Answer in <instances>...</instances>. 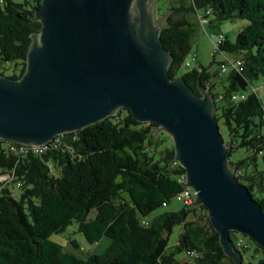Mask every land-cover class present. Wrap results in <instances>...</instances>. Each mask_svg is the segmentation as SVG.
<instances>
[{
  "label": "trees",
  "instance_id": "1",
  "mask_svg": "<svg viewBox=\"0 0 264 264\" xmlns=\"http://www.w3.org/2000/svg\"><path fill=\"white\" fill-rule=\"evenodd\" d=\"M40 6L41 0H0V77L19 81L25 74L32 36L41 31ZM190 14L213 29L234 19L247 25L234 42L217 35L209 67L217 53L234 59L224 56L216 72L199 67L178 77L181 67L190 68ZM158 16L165 17L159 38L171 56L169 77L210 93L226 131L229 167L264 211V107L252 85L264 80V0H178ZM0 176L7 178L4 187L0 182V264H237L224 253L204 207L163 211L185 189V170L168 134L126 109L39 147L0 139ZM72 224L89 244L107 238L105 252L83 259L50 239ZM175 227L180 233L170 248ZM241 237L245 248L234 246L240 264H264V249Z\"/></svg>",
  "mask_w": 264,
  "mask_h": 264
},
{
  "label": "water",
  "instance_id": "2",
  "mask_svg": "<svg viewBox=\"0 0 264 264\" xmlns=\"http://www.w3.org/2000/svg\"><path fill=\"white\" fill-rule=\"evenodd\" d=\"M156 0H41L27 68L0 77V139L43 146L128 110L171 138L193 207H204L227 257L230 233L264 249V211L229 167L230 147L210 93L171 79V56L155 20Z\"/></svg>",
  "mask_w": 264,
  "mask_h": 264
},
{
  "label": "rangeland",
  "instance_id": "3",
  "mask_svg": "<svg viewBox=\"0 0 264 264\" xmlns=\"http://www.w3.org/2000/svg\"><path fill=\"white\" fill-rule=\"evenodd\" d=\"M178 0H159L157 3L158 7L160 8V14L164 12L166 8H168L171 5H174ZM157 13V14H159ZM200 14V13H199ZM200 16V15H199ZM157 24L161 26L163 20L165 19L164 16L159 17L156 15ZM189 22L192 24V35H191V49L190 52L186 58V62L189 63L190 68L187 69L184 66L180 68L178 72V77L181 76L183 73L189 71L192 68H209L210 72H216L219 70L218 63L224 61V56H226L229 59H234L235 54H221L217 53L215 54L214 61L215 63L212 65V67H209L211 64L213 58L212 55L215 51V42L216 37L218 34H221L223 36H226L230 42H234L236 39L237 34L247 25V22L245 20L241 19H234V20H228L224 21L219 25L218 28H212L210 26H202L199 23L198 15L196 14H190L188 16ZM195 57V58H194ZM264 83L263 79H259L256 82H253V87L256 89L257 95L260 98L262 105L264 107V88H262V84ZM219 131L225 140L227 138L226 131L223 127V125L219 124ZM7 181L6 177L0 176V182L2 183V187L5 186V182ZM13 194L18 196L19 191L14 187L12 189ZM181 204H179L176 201H173L170 203V205L164 209L163 211L168 212H176L181 208ZM162 212L161 210L156 211L152 213L149 216V219L155 217L157 214ZM192 219V216L189 218ZM180 233V227H175L172 230V233L169 236L168 245L170 248H172L178 239ZM234 234V235H233ZM232 236L236 237L235 233H232ZM241 237V235H239ZM53 242L59 244L64 248L66 252H70L75 254L79 258L85 259L88 255H102L106 248L109 246L110 241L107 238H102L99 242L95 244H89L86 239L83 237L82 234L77 232V225L72 224L69 226L66 231L60 235H53L50 238ZM69 241H75L78 245V248L75 249ZM253 252V248L244 253V259L248 260L250 255ZM178 258H182V256H177ZM255 259L253 262H256Z\"/></svg>",
  "mask_w": 264,
  "mask_h": 264
},
{
  "label": "built area",
  "instance_id": "4",
  "mask_svg": "<svg viewBox=\"0 0 264 264\" xmlns=\"http://www.w3.org/2000/svg\"><path fill=\"white\" fill-rule=\"evenodd\" d=\"M200 21H202V20L200 19ZM237 65H240V63L238 62ZM225 70L226 69L223 68L222 72H225ZM263 87H264V85H263ZM234 99H237V96H234ZM175 200H176V202L183 204L185 206H192V204L194 202V194L189 188H185L180 194H178L175 197ZM163 206H166V205L163 204ZM231 241H232V244H234L233 246H235L236 248H238V249L245 248V243H244V240L242 239V237H234L231 235Z\"/></svg>",
  "mask_w": 264,
  "mask_h": 264
},
{
  "label": "flooded vegetation",
  "instance_id": "5",
  "mask_svg": "<svg viewBox=\"0 0 264 264\" xmlns=\"http://www.w3.org/2000/svg\"><path fill=\"white\" fill-rule=\"evenodd\" d=\"M159 2V0H156L155 1V4H154V6H155V18H156V15H159V14H157V13H159V11H158V9H159V7H158V5H157V3ZM155 20H157V19H155ZM238 234H236V236H237Z\"/></svg>",
  "mask_w": 264,
  "mask_h": 264
},
{
  "label": "bare ground",
  "instance_id": "6",
  "mask_svg": "<svg viewBox=\"0 0 264 264\" xmlns=\"http://www.w3.org/2000/svg\"><path fill=\"white\" fill-rule=\"evenodd\" d=\"M158 10H159V9H158ZM233 233H235V232H233ZM235 234L241 235V234H239V233H235Z\"/></svg>",
  "mask_w": 264,
  "mask_h": 264
},
{
  "label": "clouds",
  "instance_id": "7",
  "mask_svg": "<svg viewBox=\"0 0 264 264\" xmlns=\"http://www.w3.org/2000/svg\"><path fill=\"white\" fill-rule=\"evenodd\" d=\"M200 20V19H199ZM233 233V232H232Z\"/></svg>",
  "mask_w": 264,
  "mask_h": 264
},
{
  "label": "crops",
  "instance_id": "8",
  "mask_svg": "<svg viewBox=\"0 0 264 264\" xmlns=\"http://www.w3.org/2000/svg\"><path fill=\"white\" fill-rule=\"evenodd\" d=\"M199 18V17H198Z\"/></svg>",
  "mask_w": 264,
  "mask_h": 264
}]
</instances>
